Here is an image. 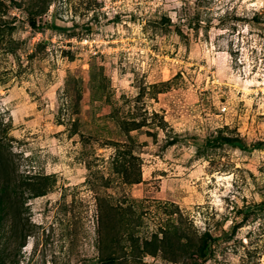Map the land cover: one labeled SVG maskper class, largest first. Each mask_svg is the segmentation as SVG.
<instances>
[{
  "label": "rangeland",
  "instance_id": "rangeland-1",
  "mask_svg": "<svg viewBox=\"0 0 264 264\" xmlns=\"http://www.w3.org/2000/svg\"><path fill=\"white\" fill-rule=\"evenodd\" d=\"M0 264H264V0H0Z\"/></svg>",
  "mask_w": 264,
  "mask_h": 264
},
{
  "label": "trees",
  "instance_id": "trees-1",
  "mask_svg": "<svg viewBox=\"0 0 264 264\" xmlns=\"http://www.w3.org/2000/svg\"><path fill=\"white\" fill-rule=\"evenodd\" d=\"M33 24L35 25V23H33ZM230 141H231V140H230ZM233 142H235V141L233 140ZM209 247H210V245H208L207 243H205V244L203 245V247H202V251H203L204 254L207 253V250H208Z\"/></svg>",
  "mask_w": 264,
  "mask_h": 264
}]
</instances>
